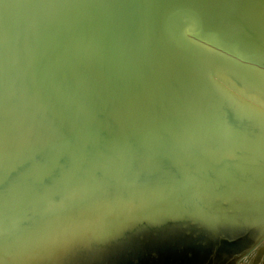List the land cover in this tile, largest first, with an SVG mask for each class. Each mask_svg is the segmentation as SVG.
I'll return each instance as SVG.
<instances>
[{
  "label": "water",
  "instance_id": "obj_1",
  "mask_svg": "<svg viewBox=\"0 0 264 264\" xmlns=\"http://www.w3.org/2000/svg\"><path fill=\"white\" fill-rule=\"evenodd\" d=\"M0 264H264V0H0Z\"/></svg>",
  "mask_w": 264,
  "mask_h": 264
}]
</instances>
